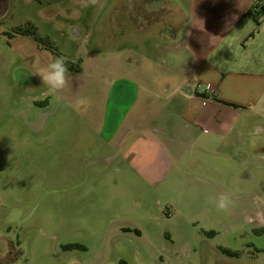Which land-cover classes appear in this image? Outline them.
I'll return each instance as SVG.
<instances>
[{
	"label": "rangeland",
	"instance_id": "374dc122",
	"mask_svg": "<svg viewBox=\"0 0 264 264\" xmlns=\"http://www.w3.org/2000/svg\"><path fill=\"white\" fill-rule=\"evenodd\" d=\"M190 1L0 0V264H264V111L190 147L202 129L158 75ZM147 9L163 22L146 28ZM237 27L226 62L264 73V19ZM57 57L60 100L35 74ZM219 193L231 214L209 204Z\"/></svg>",
	"mask_w": 264,
	"mask_h": 264
},
{
	"label": "crops",
	"instance_id": "0c3cea01",
	"mask_svg": "<svg viewBox=\"0 0 264 264\" xmlns=\"http://www.w3.org/2000/svg\"><path fill=\"white\" fill-rule=\"evenodd\" d=\"M255 1L263 13L259 19L261 21L264 19V0H191L188 22L182 32L177 22H168L169 31L179 34L174 45L166 40L158 44L163 45L164 50L174 52L170 55V66L158 74L166 91L172 89L166 101L175 98L171 103L173 109L176 101L182 105L180 117L186 123L187 130L202 129L191 138L188 143L190 147L200 148L198 142L203 136L205 141L226 138L234 129V124L241 119L243 110L257 114L264 111V73L235 68L226 62L232 52L231 44L240 39L234 36L239 28L237 26L249 24L252 18L247 12ZM149 12L147 9L145 13L146 28L153 23L163 22L161 16L152 21ZM167 12L164 9V13ZM261 33H264V29ZM177 53L185 58L179 55L180 60L176 61ZM219 54L221 56L217 60ZM166 111L169 112L167 108ZM162 127L164 131H169V127ZM141 133L150 140L153 135L163 136L158 124L147 127ZM148 133L151 134L148 136ZM236 134H239V130Z\"/></svg>",
	"mask_w": 264,
	"mask_h": 264
},
{
	"label": "clouds",
	"instance_id": "9594fccd",
	"mask_svg": "<svg viewBox=\"0 0 264 264\" xmlns=\"http://www.w3.org/2000/svg\"><path fill=\"white\" fill-rule=\"evenodd\" d=\"M35 74L40 76L49 93L55 95L57 100L62 99L60 94L65 89L71 88L72 73L69 71L68 64L63 57L55 58L51 63L39 68ZM89 103L87 98L78 97L74 102V107L77 110H86ZM208 202L214 206L217 212L224 214H231L232 209L236 206L229 193H219L216 196H210Z\"/></svg>",
	"mask_w": 264,
	"mask_h": 264
},
{
	"label": "trees",
	"instance_id": "16d2710c",
	"mask_svg": "<svg viewBox=\"0 0 264 264\" xmlns=\"http://www.w3.org/2000/svg\"><path fill=\"white\" fill-rule=\"evenodd\" d=\"M38 1H41V0H38ZM247 14L257 23V25L259 24V19L263 15V13H262L261 9L259 8L258 3L256 1L253 3L252 7L248 10ZM16 32L19 34H32L35 36V32H33L31 30L24 29L22 27H17ZM74 246L79 247L81 245L68 244L65 247L71 248ZM223 252H226L228 255H236L237 254L236 252L231 251L229 249H223ZM119 264H126V262L124 260H120Z\"/></svg>",
	"mask_w": 264,
	"mask_h": 264
}]
</instances>
